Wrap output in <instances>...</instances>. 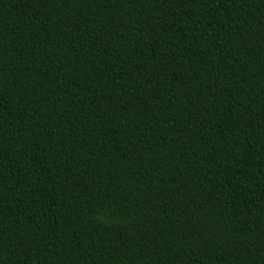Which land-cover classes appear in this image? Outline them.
<instances>
[{
  "label": "trees",
  "instance_id": "1",
  "mask_svg": "<svg viewBox=\"0 0 264 264\" xmlns=\"http://www.w3.org/2000/svg\"><path fill=\"white\" fill-rule=\"evenodd\" d=\"M0 264H264V0H0Z\"/></svg>",
  "mask_w": 264,
  "mask_h": 264
}]
</instances>
